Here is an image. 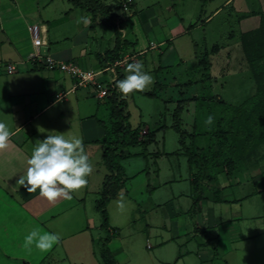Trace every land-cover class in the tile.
I'll use <instances>...</instances> for the list:
<instances>
[{"label": "rangeland", "instance_id": "374dc122", "mask_svg": "<svg viewBox=\"0 0 264 264\" xmlns=\"http://www.w3.org/2000/svg\"><path fill=\"white\" fill-rule=\"evenodd\" d=\"M25 1L30 3L28 9L32 10H25V14L29 13L26 15L28 23L43 22L39 20L40 16L42 18L49 16L52 20L55 14H60L57 10L62 6L68 8L62 12L64 15L56 24L46 23L50 27L52 53L59 48H68L72 45L74 52L78 54L83 49L91 52L106 50L112 48L116 40L117 29L104 22L101 13L94 21L96 17L93 12L85 8L74 10L69 0H54L53 9H56V12L51 9L53 5L45 7L41 0L22 2ZM107 1L119 16H130L129 12L124 10L123 0ZM227 1L135 0L136 10L144 6L147 7L144 13L149 11L156 13L143 23L138 14L128 21L130 26L123 21L121 28L127 32V38L123 36L121 38L120 35V42L133 39V43L122 47L119 55L123 61L128 59L127 64L136 62L138 52L147 49L146 53L138 57V61L142 62L144 70L153 76L154 83L143 91H134L124 97L127 101L126 112L130 114L127 123L131 127L142 126V137L155 131V138L146 148L136 145L124 151L126 155L130 153V156L121 158V162L125 166L126 175L131 179L125 186L123 185L116 198L107 202L105 213L109 225L100 230L103 240H99V231L92 229L95 252L90 251L87 255L89 259L78 256L76 263L64 259L60 264H108L104 259L107 252L103 251V248L108 246L104 245L103 241L111 237L115 238L112 240L115 242L112 249L115 251L116 264H205L210 259L206 252L211 253L213 264H230V261L233 263L234 260L240 264H264V191L256 192L262 186V179L256 177L259 171L246 168L235 171L231 177L226 173L213 171L212 178L207 180L208 174H201L200 178L203 180L195 183L192 182V178L196 169L191 165L186 149L192 145L190 135L193 133L197 107L195 100L185 99L193 95L219 94L228 103L241 104L258 91L259 85L248 62L247 52L252 50L257 37L263 34V29L261 33L257 30L260 35L257 31H252L259 28L261 22L256 23L258 12L251 14V11H247L250 7L260 8L263 0ZM119 2H122L121 6H118ZM262 4L264 6V2ZM22 5L24 6V3ZM149 5L151 9L148 11ZM170 6L174 7L172 11H169ZM218 8L221 9L213 16V20L206 23V19ZM191 17L192 21H189ZM117 18L119 17L115 18L116 26ZM183 18L189 25L196 22L198 25L192 27L189 33L173 38L171 51L167 46L160 48L158 43L167 38L162 30L167 28L168 23L182 21ZM150 21L151 29L146 31L145 22L148 24ZM93 24L96 28H92L94 31L91 32ZM2 33L0 30V37ZM65 36H69L70 39ZM151 40L158 44L157 48H149ZM216 47L218 50L215 51L213 48L217 49ZM42 48L46 55L49 52L48 48L46 46ZM167 51L168 54H162ZM201 59L208 62L202 65ZM208 65L209 68L206 69L205 66ZM93 68L99 70L100 67ZM208 76L212 79L202 81ZM98 78L106 85L110 82L111 73L101 74ZM190 80L198 82L188 84ZM90 87L94 96L97 95L99 88ZM147 92H153L156 96ZM93 94L92 97L95 99ZM104 102L106 104L98 107L99 111L96 109L95 111L96 117L104 122L102 136L104 138L108 134L109 142L114 139L115 121L111 115L114 105L109 96ZM179 107L182 108V112L179 118H176L175 113ZM174 125H178L180 131ZM183 132H186L184 138ZM203 139L200 136L196 138L194 142L196 148L206 145V140ZM103 169L101 171L106 172V169ZM202 192L209 197L212 195L213 200L219 202L203 201L202 206L194 205L196 197ZM99 198L97 194L89 200L88 211L84 213L85 216L89 215L90 219L93 218V222L96 220V223L103 226L105 213L103 208H98ZM226 199L231 200L223 201ZM213 209L216 211L214 217H219L220 211L229 216L236 213L248 216V220L239 222L250 225L257 234L254 235L256 237L233 245L240 247L231 253L223 251L217 254L222 251L218 240L220 229L225 230L227 227L212 226L209 221L204 225ZM203 211L206 212L205 219ZM72 215L78 217L77 223L72 221L74 223L72 228L78 229L79 223L83 224L85 221L84 216L81 218L82 210L73 211ZM226 217L227 215L224 216L225 222L222 225H227ZM237 223L235 220L234 231L239 228Z\"/></svg>", "mask_w": 264, "mask_h": 264}, {"label": "crops", "instance_id": "0c3cea01", "mask_svg": "<svg viewBox=\"0 0 264 264\" xmlns=\"http://www.w3.org/2000/svg\"><path fill=\"white\" fill-rule=\"evenodd\" d=\"M22 1H2L0 4V30L3 32L1 34L2 39L0 37V61L5 64L15 63L17 66V71L12 74L7 73L5 65L0 67V120L7 123L13 133L8 147L0 151V264H60L64 259L70 262L72 260L76 263L78 256L89 259L87 255H89L90 251H92L91 253L95 252L92 229H97L100 234L98 236L99 240H103L100 230L104 226L96 223V220L93 222V218L90 219L89 215L85 216V213L88 211L87 202L92 200L97 194L100 197L106 175L108 174L107 168L105 167L103 169V153L108 134L103 138L102 125L104 122L96 117L97 113L95 111V109L99 111V108L103 104H106L104 100L108 96L105 98H99L97 95L94 96L90 86L74 89L75 82L71 76L58 69L49 68L41 60L30 59L29 56L34 51V46L29 26L37 23L41 25L42 34L46 42L44 46L49 50L46 55L60 60L75 61L87 69H94L93 66H99V70L95 71H100L109 65L108 60L110 58H108L109 54L107 52L117 46L118 35L121 34V38L122 36L123 38H127V32L121 28L123 21H126L124 23L130 26L128 21L134 18V15L138 14L143 23L148 20L149 16L154 15L156 12L149 11L151 9V5H149L147 9L149 11L147 12L148 14L144 13L147 7L144 8L143 6L136 10L135 0L129 3L128 0H123V3L127 2L129 5L128 12L130 16H118L117 27L119 29L117 28L115 30L117 36L112 48L110 47L106 50L102 49L95 52L85 51L83 49L78 54L74 52L72 45L68 48H59L58 51L55 50L52 53L50 51V27L46 23L48 22L49 25L50 23L56 24V21L60 20L64 15L62 12L68 8L62 6L61 9L57 10L60 14H55L56 16L52 20L49 16L43 18L40 16L39 20L41 19L43 22L36 21L35 23H28L26 15L29 13L25 14V12L32 10L28 9L30 4L28 1ZM41 1L42 4L45 3V7L53 5L51 9L56 12V9H53L54 0ZM263 2H261L260 8L250 7L249 11H247H251V14L258 12L256 16L257 24L259 21L261 22V12H264ZM22 3H24V6ZM71 4L74 10L75 8L82 9V7L72 2ZM173 9V6L169 7V11ZM220 9L218 8L211 14L205 22L210 23L213 20V16ZM98 16H94L96 17L94 21H96ZM191 19L192 17L189 21H192ZM185 21L183 18L182 21L167 24V28L162 30L167 38L158 43L160 48L167 46V49L171 51L173 38L176 39L178 36L189 33L192 27L198 25V22L189 25L188 21ZM150 23L151 21L148 24L145 22L146 31H150ZM136 25L138 26L139 24ZM95 26V24L92 25L91 32L94 31L92 28H96ZM65 37L70 39L69 36ZM152 41L149 48H157L158 44L155 43V47H152ZM127 43H133V39L131 41L128 40ZM42 47L41 51L45 55ZM146 52L147 49L138 52L136 62H139L138 57ZM162 54H168V51ZM103 61L107 62V66H104ZM126 67L127 64L125 62L123 66H118L115 72L110 70L104 72L102 75L109 72L111 73L109 81H115L120 71L125 75L124 69ZM56 73L60 75L57 76ZM92 94L95 99H93ZM58 95H64V97L59 98ZM57 132L64 133L66 137L77 136L82 138L90 162L92 163L93 171L87 177V185L74 192L72 199L57 198L56 201L49 202L38 195L39 190L35 193L25 191L19 185L18 180L26 171V161L31 155L34 144L39 143V140H43L48 134H59ZM101 169H106V172L101 171ZM203 194L202 192L200 194L201 196L198 194L199 196L196 197L201 198V201L198 202L200 204L193 203L194 205L202 206L201 203L203 201L219 202V200H213L212 195L210 197L208 195L203 197ZM230 200L226 199L223 201L230 202ZM80 209L83 213L81 218L84 216L86 222L82 219L84 221L83 224L79 223L78 229H73L72 225L74 223L72 221L77 223L78 217L77 215H72V212ZM215 212L214 209L211 211L212 214L209 216L210 218L204 221V225L209 221L212 226L220 225V228L227 227L225 230L220 229L221 232H219L218 240H220L222 251L218 246L221 252H216L217 254H221L223 251L224 253H231L240 247V245L239 247L233 245L256 237L254 235L257 234L252 230L250 225L240 223L248 220V216H243L241 213L229 216L227 213L220 211V216L214 217ZM205 213L203 211V219H205ZM226 215L227 225H222L225 222L224 216ZM235 220L238 221L237 224L239 226L236 231H234ZM33 228H38L41 234L45 232L54 233L59 239L46 252L36 249L34 245L26 247L24 245V237ZM244 229H247V231ZM223 230L224 235L222 234ZM113 239L115 238H105L103 244L108 246L105 249L108 248L113 257L116 258L115 251L112 249V245H115V242L112 241ZM105 249L103 248V251ZM206 253L210 259L205 264H213L211 261V253ZM104 259L107 261L106 256H104ZM230 264H240V262L238 263L234 260L233 263L230 261Z\"/></svg>", "mask_w": 264, "mask_h": 264}, {"label": "trees", "instance_id": "16d2710c", "mask_svg": "<svg viewBox=\"0 0 264 264\" xmlns=\"http://www.w3.org/2000/svg\"><path fill=\"white\" fill-rule=\"evenodd\" d=\"M75 5L88 9L96 16L101 13L104 20L113 28L117 29L115 18L118 15L108 3L107 0H69ZM121 6V3H118ZM113 10V11H112ZM264 12H261V25L256 30L263 34L257 37L254 42V47L250 52L248 51V62L253 70L254 78L258 82V91L250 99L241 104L228 103L219 94L213 95H193L185 100L196 101V116L194 118L192 145L186 147L187 154L191 165L196 169L193 174L192 182L203 180L201 174H208L207 180L212 178L213 171L226 173L228 177L233 176L235 171H241L248 168L249 170H258L259 174L256 177L262 179V186L256 192L264 191ZM251 31V32H252ZM250 33V31H249ZM120 35H118L117 46L110 49L107 54L110 58L109 64H113L122 59L119 55L121 48L127 46V41L121 43ZM251 47V46H250ZM217 48V47H216ZM215 51L218 50L214 49ZM249 50V48H248ZM208 62L205 59L200 60V64L205 65ZM133 63V62H130ZM104 66L107 62L103 61ZM129 64V63H127ZM206 69L209 68L205 66ZM124 74L119 72L116 81L123 79ZM212 79L210 76L204 77ZM115 81V85H116ZM200 81V80H199ZM198 82L197 80H190L188 84ZM149 95L156 96L153 92H147ZM108 96L111 98L113 109L112 119L115 121L113 128L114 139L107 142L103 153V162L108 170L103 188L100 193V198L97 201L98 208H103L106 212V205L110 199L116 198L125 184L131 179L126 175L125 166L121 162V158L130 156L125 154L129 147L142 145L145 148L153 142L155 138V131L151 134L141 136L142 126L131 127L127 120L130 114L126 112L127 101L121 96L117 88H110ZM120 97V98H119ZM182 107V106H181ZM176 110L175 117L179 118L182 108ZM212 116L213 123L207 124V118ZM127 124V125H126ZM178 131L180 127L174 125ZM206 140V145L196 148L194 143L198 137ZM113 137V136H112ZM182 137H186V132L182 133ZM185 145V142L181 140ZM128 151V150H127ZM125 155V156H124ZM242 167V169L240 168ZM245 167V168H243ZM216 173V174H217ZM206 180V181H207ZM196 187V186H195ZM203 197L206 195L203 194ZM201 201V198L195 199L194 203ZM104 227L109 225L106 213L104 215ZM107 262L108 264H116L115 258L111 251L107 248Z\"/></svg>", "mask_w": 264, "mask_h": 264}, {"label": "clouds", "instance_id": "9594fccd", "mask_svg": "<svg viewBox=\"0 0 264 264\" xmlns=\"http://www.w3.org/2000/svg\"><path fill=\"white\" fill-rule=\"evenodd\" d=\"M153 83L154 78L144 70L143 63L133 62L127 65L125 77L116 81V88L122 97H126L134 91L149 88ZM206 123H213L212 116L207 118ZM12 134L8 124L0 120V151L8 147ZM39 141L34 144L26 161L27 168L19 177V185L27 192L39 190L38 195L49 202L57 198L72 199L74 192L87 185V177L93 171L82 138L66 137L64 133H59L48 134ZM58 239L54 233L41 234L38 228H33L25 235L24 245H34L36 249L46 252Z\"/></svg>", "mask_w": 264, "mask_h": 264}, {"label": "built area", "instance_id": "2783aa9c", "mask_svg": "<svg viewBox=\"0 0 264 264\" xmlns=\"http://www.w3.org/2000/svg\"><path fill=\"white\" fill-rule=\"evenodd\" d=\"M132 0H128V3ZM127 2L123 3L124 10L129 11V5ZM29 31L32 36V42L34 46V51L30 54L29 58L32 60H41L44 64H46L49 68L58 69L64 73H67L74 80V89L78 87H87L92 86L95 88H99L97 91V96L99 98H105L109 94L110 88L115 89V81H110L106 85H103L99 75L103 74L106 71L113 70L120 66L124 65L128 60H118L113 64H109L107 67L103 68L100 71H95L93 69H87L77 64L75 61H66L54 58L50 55H43L41 51V47L46 45L45 39L42 34V27L39 24H32L29 26ZM152 47H155V44L152 43ZM6 66V70L8 74L15 73L17 71V66L15 63H3L0 61V67ZM59 98H63L64 95H58Z\"/></svg>", "mask_w": 264, "mask_h": 264}]
</instances>
